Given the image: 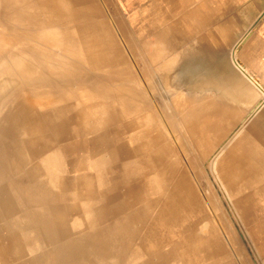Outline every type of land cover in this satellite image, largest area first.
Instances as JSON below:
<instances>
[{
  "label": "rangeland",
  "instance_id": "rangeland-1",
  "mask_svg": "<svg viewBox=\"0 0 264 264\" xmlns=\"http://www.w3.org/2000/svg\"><path fill=\"white\" fill-rule=\"evenodd\" d=\"M2 1L12 15L10 32L19 40L14 37L0 52V84L6 76L10 80L0 94V264H264V216L252 200L255 186H242L232 195L235 200L229 199L208 156L195 160L194 177H182L196 146L186 137L182 113L173 103L185 84L182 67L177 75L173 62L166 65L168 58L173 60L168 33L175 14L182 12L181 0H67L68 10H60L65 17L61 35L75 46L92 38L109 46L103 40L110 29L121 49L111 68L90 66L78 56L64 57L37 44L44 20L37 8L53 2L60 9L58 0ZM224 4V32L233 35L255 31L264 17V0ZM158 38H163L159 58L153 48ZM20 48L42 77L31 79L21 73V64L17 68L19 63L11 62ZM44 58L62 64L67 78L43 69L39 59ZM126 62L144 91L140 102L157 114L152 140L145 137L142 118L150 110H123L113 101L109 106L115 90L102 73H118ZM86 86L107 102H89L85 108ZM132 86L128 83L126 91L120 85L119 93L128 96ZM40 88L55 90L57 102L32 104L39 99L32 92ZM156 174L164 180L162 188ZM168 180L173 183L165 187ZM178 181L185 186L184 202L178 201L174 210L171 187ZM211 189H216L213 200L206 193ZM232 201L241 208H231Z\"/></svg>",
  "mask_w": 264,
  "mask_h": 264
},
{
  "label": "crops",
  "instance_id": "crops-1",
  "mask_svg": "<svg viewBox=\"0 0 264 264\" xmlns=\"http://www.w3.org/2000/svg\"><path fill=\"white\" fill-rule=\"evenodd\" d=\"M180 3L182 12L175 16L174 28L168 33V40L173 42L175 74L182 67L183 94L186 90L195 94L196 88L201 95L208 92L209 96L204 95L208 100L198 97L202 98V104L207 100L205 105L213 101L204 118L216 122V132L205 136L215 137V153L232 142L229 152L232 163L240 170L251 169L240 177L236 192L242 186L254 185L252 200L262 208L264 216V17L255 31L233 35L224 32V0ZM214 102L217 104L212 108ZM213 156H208V160ZM206 157L204 153L199 159Z\"/></svg>",
  "mask_w": 264,
  "mask_h": 264
},
{
  "label": "bare ground",
  "instance_id": "bare-ground-1",
  "mask_svg": "<svg viewBox=\"0 0 264 264\" xmlns=\"http://www.w3.org/2000/svg\"><path fill=\"white\" fill-rule=\"evenodd\" d=\"M56 2V1H55ZM95 3V7L96 9L100 12L101 9L100 7L98 6L99 4L96 2V1H93ZM57 3V2H56ZM67 0H58V4H59V7L60 9L58 8L57 10H55L53 8V2H52V5L46 7V5H41L40 8H37V13H41V17L43 16V27L40 29L39 31V35L38 37L39 38H36L38 39V42L37 44L40 45L42 48L44 47V49H56L58 51H61L62 53H64V57H65V54H70V56H78L79 59H83L85 60L90 66H110V65H115L116 66V57H118L119 53L121 54V49H120V46L117 44L116 40H115V37L113 36L112 32L110 31L109 29V38L107 40H103V41H108L109 42V46L106 45L105 43H102V44H98V43H95L96 39L97 38H92L91 41H85L82 45H74V43L70 40H66L60 33V28H62L60 25L62 23H65V17H64V14H62V12L60 11L61 9H67L66 7H69V4L67 6ZM2 4V5H1ZM162 4V3H161ZM0 52L9 44V45H12L11 42L13 41H16V39H14V37L18 38L16 36H13L11 34V29L10 26H11V23L9 21H11L10 17L12 15L9 14V11L6 10L7 9V6L5 4L4 1L0 0ZM178 5V4H177ZM37 6V5H36ZM174 7V6H173ZM41 10V11H40ZM68 10V9H67ZM172 10V9H171ZM40 11V12H39ZM36 12V11H35ZM202 12V11H201ZM206 12V11H205ZM33 13V12H32ZM69 13V12H68ZM171 13V12H170ZM190 13V12H189ZM214 13V12H212ZM34 14V13H33ZM54 14V15H53ZM101 14V13H100ZM191 14V13H190ZM207 14V13H206ZM38 15V14H36ZM102 15V14H101ZM10 16V17H9ZM176 16V14H175ZM185 16V15H184ZM204 16V15H203ZM215 16V15H213ZM14 17V16H13ZM40 17V16H39ZM195 17V16H194ZM193 17V18H194ZM202 17V16H201ZM212 17V16H211ZM31 18V16H30ZM35 18V17H34ZM203 18V17H202ZM209 18V17H208ZM182 19V18H181ZM193 20V19H192ZM23 21V20H22ZM25 21V20H24ZM207 21V19H206ZM210 21V20H209ZM44 22H45V25H44ZM200 22V21H199ZM192 23V22H191ZM190 23V24H191ZM203 23V20L202 22ZM15 24V23H14ZM210 24V22H209ZM65 25V24H64ZM63 25V26H64ZM189 25V24H188ZM217 25V24H216ZM171 28H174L173 27V24L170 25ZM203 26V25H202ZM207 26V25H206ZM212 26V25H211ZM191 27V26H190ZM189 27V28H190ZM170 28V29H171ZM17 29V27L15 28ZM182 29V28H181ZM188 29V28H187ZM21 30V29H20ZM201 30V29H200ZM203 30V28H202ZM25 31V30H24ZM187 31V30H186ZM21 32V31H20ZM18 33V32H17ZM190 33V32H189ZM191 34V33H190ZM196 34V33H195ZM106 38V37H105ZM99 39V38H98ZM163 38H158L155 43H154V57H160L159 56V53L160 52H163V43L161 42ZM19 40V38H18ZM160 40V41H159ZM31 41V40H30ZM34 41V40H33ZM23 42V41H22ZM21 43V42H20ZM23 43H29V42H23ZM32 43V41H31ZM107 43V42H106ZM34 45H36V42L35 43H32ZM23 45V44H22ZM25 45V44H24ZM27 45V44H26ZM111 46V47H110ZM75 47H78V48H75ZM17 48V47H16ZM75 48V49H74ZM110 49L109 52L110 54L107 53V49ZM22 49V50H21ZM114 49V53H113V50ZM207 49V48H206ZM9 50V49H8ZM21 50V51H20ZM41 50V49H40ZM193 50V49H192ZM25 49L23 48H20L18 50V54H16V56H11L10 60L11 62H15V64H17V62L19 63V65H16L17 68H19L20 64L24 67L23 70L21 73H24L26 76H29L31 77V79H35L37 77V75H39V77H42V73L40 74H35L36 73V66L34 64V61L31 60L32 57L28 56L25 54ZM43 51V50H41ZM72 52V53H69V52ZM45 52V51H43ZM48 51H46L47 53ZM193 52V51H192ZM5 53V52H4ZM15 53V52H14ZM57 53V52H56ZM74 53V54H73ZM50 54V52L48 53V55ZM188 54V53H187ZM52 55V54H50ZM54 55V54H53ZM106 55H111L109 57H107ZM35 56V55H33ZM44 56V55H43ZM55 56V55H54ZM23 57H25L26 59H23ZM45 57V56H44ZM58 57V56H56ZM63 57V58H64ZM61 58V57H60ZM68 58V57H66ZM177 58V57H176ZM49 59V58H48ZM31 60V63L28 64L27 62H30ZM42 63H43V69H47L49 70L50 69V72L52 73V75L56 76V77H65L67 78V74L65 72L67 71H64V68L62 66V64H57L56 62H50V61H47L45 58L44 59H39ZM22 61V62H21ZM57 61H61V60H57ZM129 61V60H128ZM81 62V61H80ZM145 62V60H144ZM163 62V61H162ZM167 66H169L171 64V60H167ZM178 63V62H177ZM124 64V63H123ZM122 64V65H123ZM112 66V67H113ZM166 66V67H167ZM21 67V66H20ZM175 67V65H174ZM107 68V67H106ZM111 68V66H110ZM146 68V67H145ZM172 69V68H171ZM40 70V69H39ZM97 70V69H96ZM108 70H109V67H108ZM107 70V71H108ZM170 70V69H169ZM42 71V70H41ZM92 71V70H91ZM106 71V70H105ZM171 71V70H170ZM4 72V71H2ZM43 72V71H42ZM48 72V71H47ZM104 72V70H103ZM173 72V70L171 71ZM170 72V73H171ZM178 72V71H177ZM68 73V72H67ZM136 72L134 71V67L130 64V63H127L124 65V66H121L120 70L118 73H111V71L109 72H105V73H102L104 74V79L107 78V81H108V84H109V87H112L113 90H115V95L114 96H108V102H109V106H110V102L113 101V103H115V105H118L120 108H124L125 109H128L129 111H136L138 113H144V112H148L150 110V112L148 113H145L143 114L144 117V124L143 126H145L146 128V136L145 137H150L151 140H152V128L155 127L153 126V122H155L156 118H157V114H155V111H152L154 109L152 108H148L150 105L147 103L144 105H142V103L140 102V98H144V97H141L142 95H144V91L142 89V86L139 84V80H138V77L137 75L135 74ZM166 73V72H165ZM164 74V73H163ZM6 76V75H5ZM1 77V75H0ZM7 77V76H6ZM5 77V80L3 83L0 84V94L2 92H4V90L7 91L8 87L5 85V84H8L7 81H10L8 78ZM88 77V82H91V77L90 76H85L84 79L86 80ZM122 77V78H121ZM20 78V77H19ZM103 78V77H102ZM172 78V77H170ZM30 79V80H31ZM182 79V78H181ZM180 79V80H181ZM167 80V79H166ZM171 80V79H170ZM176 80V79H175ZM178 80V79H177ZM176 80V81H177ZM201 80V79H200ZM35 81V80H33ZM32 81V82H33ZM30 82V81H29ZM168 82V81H167ZM170 82V81H169ZM180 83V81H178ZM13 83V82H12ZM104 83V82H103ZM133 84L132 87H130V91L128 93V96H123L122 93L120 94L119 93V90H120V85H124V89H126V86L127 84ZM201 83V82H200ZM101 84V83H99ZM107 84V83H106ZM197 84V83H196ZM91 85V84H90ZM18 86V85H17ZM39 87V85H37ZM93 86V85H92ZM105 86V85H104ZM194 86V85H193ZM73 87V86H72ZM129 87V86H128ZM63 88V87H62ZM65 88V87H64ZM106 87V90L108 89ZM86 90L87 91H83V95L87 98V101H86V104L84 103L85 105V108L87 107L88 103H92V102H97L98 104H105L104 103V97L103 96H99L97 95L96 93H93L92 91H90L87 86H86ZM97 90V88L95 89ZM122 91H124L123 89H121ZM186 90V89H185ZM195 90L196 93L194 94H191L189 93L188 90H186L184 92V89L179 91V93H177L175 91V93H177L174 97H173V103L177 108V113H182L181 114V117L179 118V120L183 123V127H185L186 129V137L188 136L189 139H191V144L193 143V145L196 146V153L193 154L192 157H189L188 158V161L187 162V168L183 169L182 171V177L186 179V177H189V176H195V160L199 159L200 156L203 154L204 156V153L206 154V156H213L212 160H211V170H212V174L214 175V178H217L219 179L218 182L222 185V191L225 192L227 195H228V198L231 199V200H235L232 195H234L236 192V186L239 182V179L240 177L243 178L244 175H247V173H249V171L251 169H248L246 168L244 171L237 167H235V164L232 163V160L231 158L229 157L230 154V149L232 148L231 147V143L232 142H228V144L221 150H217L218 152L215 153V137H206L210 134H206V133H210L212 132L213 134L216 132L214 131L215 128H216V122L214 121H211L210 119H206L204 118V113L206 112H209L210 111V107H211V103H213V101L210 102V104H207L205 105L206 103H204L205 101H207L208 99L205 98L206 96H204L206 93L208 95V92H206L204 94V92H202V95L199 93L200 90L198 91V89L196 88ZM72 91V90H71ZM127 91V89H126ZM125 91V93H127ZM178 91V90H177ZM203 91V90H202ZM102 92V91H101ZM211 92V91H210ZM28 93L30 94V92L28 91ZM33 97L34 95H36V97H39L38 100L36 101H33L31 102L32 104L36 105V106H41V107H48L49 105L51 104H54L56 103L57 101L55 100L56 98H52L53 95H55V93H57L55 90H52V92H49V90H45V88H40V90H36L34 91L33 90ZM189 93V95H188ZM107 94V93H106ZM210 94V93H209ZM213 94V93H212ZM105 95V94H104ZM198 95H201L203 96L202 98H205L207 100L204 101L203 99V104L201 103L202 100H200L201 97H198ZM59 96V94L57 95ZM145 96V95H144ZM147 96V95H146ZM187 96V97H186ZM209 96V95H208ZM56 97V96H54ZM171 97V96H170ZM213 97V96H212ZM107 98V96L105 97ZM201 98V99H202ZM209 98V97H208ZM111 99V100H110ZM147 99V98H146ZM104 100V101H103ZM210 100V99H209ZM107 102V101H105ZM217 102V101H216ZM216 102H214V104L212 105V108L215 107V104H217ZM144 103V102H143ZM173 103L171 102L170 103V106L172 105L173 106ZM58 104V103H57ZM61 104V102H60ZM165 104V103H164ZM113 105V104H112ZM114 105V106H115ZM166 105H169V104H166ZM169 106V107H170ZM219 106V105H218ZM105 107V106H103ZM107 107V106H106ZM109 108V107H108ZM171 108V107H170ZM105 109V108H104ZM109 109H112V108H109ZM116 109V107H115ZM168 110V108L166 109ZM219 110V109H218ZM97 111H99L97 109ZM106 111V110H105ZM216 111V110H215ZM107 112V111H106ZM214 113V112H213ZM166 114V113H165ZM220 114V113H219ZM222 114V113H221ZM220 114V116H221ZM227 114V113H226ZM96 115V114H95ZM136 115V114H135ZM91 116V115H90ZM161 116V114H160ZM99 117V116H98ZM169 117V116H168ZM166 117V119L168 118ZM97 118V117H96ZM170 118V117H169ZM140 120V118H139ZM87 121H88V113L85 114V117H84V122L85 124H87ZM216 121V120H215ZM140 123V122H139ZM156 124V123H155ZM177 125V124H176ZM142 126V127H143ZM157 131V129L155 130ZM158 133V131L156 132V134ZM160 133V132H159ZM205 133V134H204ZM221 133V132H220ZM206 135V136H205ZM155 136V135H154ZM144 137V138H145ZM158 137V135L156 136ZM146 139V138H145ZM188 139V140H189ZM141 140V139H140ZM154 142V141H153ZM152 142V143H153ZM186 142V141H185ZM150 143V142H149ZM210 143L213 145V147L210 145ZM206 144V145H205ZM235 144V143H234ZM149 145V144H148ZM154 147V146H153ZM213 148V149H212ZM157 150V149H156ZM160 150V149H159ZM158 150V151H159ZM161 151V150H160ZM181 152L183 153V151L181 150ZM187 152V151H186ZM151 153V152H150ZM159 153V152H158ZM188 153V152H187ZM190 153V152H189ZM156 154V152H155ZM177 158L180 160V157L177 156ZM187 159V158H186ZM222 160H224V162L226 163H222ZM149 162V160H148ZM258 164V163H257ZM149 165H152V164H149ZM156 165V164H155ZM157 166V165H156ZM154 167V166H153ZM152 168V167H151ZM158 168V167H157ZM210 169V167H208ZM189 169V170H188ZM155 170V167L153 168L152 171ZM262 170V169H261ZM261 170H260V174L261 173ZM198 172V171H197ZM264 173V172H263ZM159 174V173H158ZM156 174V177L159 179L157 182V184L160 186L161 185V188H162V183L164 182V180L162 178L159 177V175ZM162 174V173H161ZM244 174V175H243ZM258 174V173H257ZM259 175V174H258ZM201 178V177H200ZM160 179L162 180V183L160 184ZM177 179V178H176ZM178 180V179H177ZM189 181V180H187ZM191 182V181H190ZM198 182V181H197ZM167 185L164 183V185H166L165 187L169 186L170 184H172L169 180L166 181ZM189 183V182H188ZM196 183V182H195ZM247 183V182H246ZM175 187L173 188L172 190V187H171V191H173V196H174V203H173V209L175 210V206L177 205V202H182L183 201V197H184V191H183V188H185V186H182L180 181L174 183ZM191 184V183H190ZM179 185V186H178ZM181 185V186H180ZM193 185V184H192ZM220 185V186H221ZM200 186V185H199ZM212 186V185H210ZM194 187V186H192ZM202 187V186H201ZM160 187L158 189H161ZM208 188V187H207ZM213 189V188H212ZM209 190L208 192L206 191V193L211 197H209L206 193V198H210L211 200H213L212 196L214 195V191L216 189L213 190ZM192 190V189H191ZM208 190V189H207ZM170 191V192H171ZM193 191V190H192ZM167 192V191H166ZM189 192V191H188ZM187 192V193H188ZM204 193V192H203ZM202 193V194H203ZM166 194V193H164ZM182 195V197L180 196ZM186 195V194H185ZM190 195V194H189ZM188 195V196H189ZM192 195V194H191ZM198 195V194H197ZM204 196V197H205ZM208 196V197H207ZM191 197V196H190ZM198 197V196H197ZM188 198V197H187ZM196 198V197H195ZM194 199V198H193ZM204 199V198H202ZM167 200V199H166ZM171 200H173L171 198ZM209 200V199H208ZM246 200V199H245ZM248 200V199H247ZM169 201V200H168ZM194 201V200H193ZM192 201V202H193ZM210 201V200H209ZM250 201V200H248ZM247 201V202H248ZM167 202V201H166ZM184 202V201H183ZM191 202V200H190ZM199 202V201H198ZM197 202V203H198ZM211 202V201H210ZM247 202L244 201L242 203V206L243 207H247ZM195 203V202H194ZM231 203V208H241L239 207L235 202H230ZM230 203H229V206H230ZM234 203V204H233ZM209 204V202H208ZM167 206V205H166ZM164 211V210H163ZM161 214L165 213V215H169V211H164ZM160 214V215H161ZM235 214V213H234ZM240 214H243V213H240ZM233 215V214H232ZM240 216V215H239ZM248 216V215H247ZM81 224V223H80ZM213 224V223H212ZM215 228V227H214Z\"/></svg>",
  "mask_w": 264,
  "mask_h": 264
}]
</instances>
